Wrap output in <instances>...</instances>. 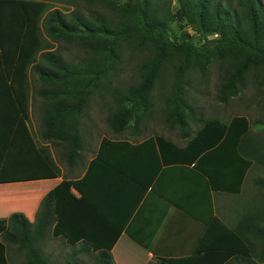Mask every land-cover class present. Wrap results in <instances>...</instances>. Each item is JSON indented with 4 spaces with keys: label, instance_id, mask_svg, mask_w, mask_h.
<instances>
[{
    "label": "trees",
    "instance_id": "trees-1",
    "mask_svg": "<svg viewBox=\"0 0 264 264\" xmlns=\"http://www.w3.org/2000/svg\"><path fill=\"white\" fill-rule=\"evenodd\" d=\"M84 1L99 4L111 15L63 11L50 8L45 0H0V133L8 136L4 150H0V183L59 174L47 147L33 143L27 124L32 78L43 100L40 140L61 143L68 157H78L84 145L79 119L91 93L101 89L102 81L115 69L126 47L145 50L147 55L138 63V80L112 92L114 108L107 116L109 126L116 133L127 131L131 124L137 130L151 108L156 82L170 71L173 82L171 95L165 100L164 119L169 128L177 127L187 140L180 146L162 135L149 136L140 143L103 137L83 177L63 179L49 190L33 221L21 211L9 214L0 233V264H8L7 245L23 255L21 264H47L48 257L41 254L40 244L48 234L62 237L72 246L79 244L76 253L90 255L91 264H114L111 247L121 228L110 216L117 209V205L108 204L114 197L110 186L127 192V183L134 186L133 209L147 187L143 179L148 182L160 168L159 155L164 163L193 162L227 137L245 160L243 179L247 171L254 173L264 167V143L251 134V122L245 115H233L227 122L205 119L189 137V120L200 119L185 92L191 71H203L211 61L219 63L217 99L222 102L236 96L250 75L264 87V7L260 0H236L234 7L216 0H176L173 11L172 0ZM167 14L181 28L178 40L171 36ZM188 27L192 33L186 30ZM62 42L76 46L75 58H64L54 47ZM256 122L264 125V115ZM17 143L23 147L29 143L34 150H9ZM140 150L148 154L151 150L152 157L156 156L151 171L144 166L129 170L114 160L116 155ZM31 152L35 155L34 172L17 173L13 160L26 161L28 155L30 161ZM248 190L249 194L244 192L245 208L234 226L215 217L207 224L193 254L161 261L264 264V176L254 179ZM86 213L87 218H98L100 227L96 231L91 230L89 221H80Z\"/></svg>",
    "mask_w": 264,
    "mask_h": 264
},
{
    "label": "crops",
    "instance_id": "crops-1",
    "mask_svg": "<svg viewBox=\"0 0 264 264\" xmlns=\"http://www.w3.org/2000/svg\"><path fill=\"white\" fill-rule=\"evenodd\" d=\"M45 1L48 2V0ZM2 25L3 23L0 21V26ZM29 118L27 124L33 143L36 142L47 147L59 168V174L54 178L18 181L33 182L41 184L42 187L39 190L40 195L31 198L27 196L21 204L14 192L1 189L13 186L11 183L14 182L0 183V220H2L0 233L5 229L10 213L20 210L29 220L33 221L42 197L49 190L63 179L82 178L89 162L96 157L102 138L106 137L102 136L94 146L89 145L84 139V145L79 149L78 157H68L66 146L58 143L62 148V150H57L60 161L58 163L54 151L49 148L48 144L51 142L40 141L38 135L36 137V131L30 128ZM13 136L11 137L13 138ZM5 137L8 136L1 132L0 150H4ZM145 138L137 141L117 140L140 143ZM234 144L228 143L227 137H225L220 143L201 153L193 162L189 163L172 160L164 163L159 155L160 168L148 182L143 179L147 187L133 209L131 208V199L136 193L135 187L127 183V192L111 185L109 191L113 193L114 197L113 201L110 200L108 204L117 205V209L113 210V215L110 216L121 228L111 247L114 264H167L162 262L161 258H182L193 254L207 224L213 218H218L229 227L234 226L246 205L247 197L244 189L248 176L247 171L243 179L245 160L239 156ZM9 150H34V148L29 147V143H26L25 147L17 143L13 149ZM148 153L146 150H140L136 154L125 152L116 155L114 160L129 170L144 166L145 168L149 167V171H151L157 158L155 155L152 157L151 150L150 154ZM13 162L17 173L25 172L26 175H29L34 172L35 155L33 152H31L30 161L29 156L26 155V161L17 158ZM102 175L104 174H100L99 177ZM71 191L75 195H79L74 188ZM85 215L80 218V221H89L88 224L93 228L91 230L96 231V228L100 227L97 224L98 218L95 215L87 218L88 213ZM51 238H60L64 241L62 237H53L50 234L45 239ZM65 244L67 243L65 242ZM75 246L79 247V244ZM8 251L16 252L15 247L13 245L6 247L5 255L8 260H11L12 257L8 256Z\"/></svg>",
    "mask_w": 264,
    "mask_h": 264
},
{
    "label": "rangeland",
    "instance_id": "rangeland-1",
    "mask_svg": "<svg viewBox=\"0 0 264 264\" xmlns=\"http://www.w3.org/2000/svg\"><path fill=\"white\" fill-rule=\"evenodd\" d=\"M221 4L229 3L233 7L236 0H216ZM264 7V0H260ZM50 8H57L63 11L77 10L82 13L87 11L103 12L107 16L111 13L103 9L97 3H87L84 0H48ZM177 5L176 0L171 1L172 11ZM165 17L164 15H162ZM112 18V17H109ZM168 28L174 40H178L181 28L171 18L170 14L166 15ZM190 33L192 29L186 28ZM44 32L42 27V33ZM47 37V36H46ZM49 39V37H47ZM54 47L59 49V53L66 59L75 58L76 46L72 44L55 43ZM147 55L145 50L133 47H126L120 53V59L115 69L103 81L101 89L94 91L89 97L88 105L79 119L80 132L89 145L94 146L102 136L111 139H129L137 141L152 135H162L167 139L174 141L179 145H184L186 138H182L177 127L171 129L168 127L164 116L166 113L165 100L171 95L173 78L169 72H166L155 84L151 95V108L147 115H144L141 124L134 129V124L125 132L116 133L109 126L107 116L114 108L112 92L116 88H122L128 84L135 83L138 80V63ZM221 72L219 63L211 61L203 71H191L187 77L186 95L190 103L195 107L199 122L189 120L188 130L193 135L195 130L202 124L205 119L216 118L223 122L228 121L233 115H245L251 122V134L264 143V125L256 122L264 115V87L255 83L252 76L248 77L245 87L234 97L226 102L217 99L220 86ZM255 80V79H254ZM38 85L32 78L30 84V108H29V125L32 130L36 131V137H39L42 118L41 109L43 100L37 95ZM198 121V120H197ZM135 131V135L134 132ZM133 133V134H132ZM40 140V138H39ZM41 141V140H40ZM50 150L54 151L56 161H59L57 150H62L61 146L49 143ZM264 176V167L261 171L248 173L244 192L249 194L248 188L251 182ZM13 186L1 188L4 191L14 192L17 195L19 204L25 201L27 196L40 195L41 184L33 182H14ZM247 184V185H246ZM245 201V200H244ZM21 208V206H18ZM19 208V209H20ZM20 211V210H18ZM63 239V238H62ZM41 254L48 257L47 264H91L90 255L76 253L77 246L65 244L60 238L44 239L41 244ZM8 264H21L24 261L23 255L19 252L8 251Z\"/></svg>",
    "mask_w": 264,
    "mask_h": 264
}]
</instances>
